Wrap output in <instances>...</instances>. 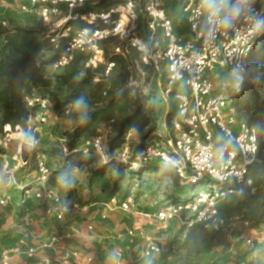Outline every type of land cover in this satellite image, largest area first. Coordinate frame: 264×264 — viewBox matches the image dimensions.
Segmentation results:
<instances>
[{"label":"built area","instance_id":"built-area-1","mask_svg":"<svg viewBox=\"0 0 264 264\" xmlns=\"http://www.w3.org/2000/svg\"><path fill=\"white\" fill-rule=\"evenodd\" d=\"M254 1L227 0V10L209 20V11L202 0H0L2 15L29 14L44 26L43 34L51 43L48 54L58 56L51 65L53 76L46 74L47 79L54 80L55 75L79 55L88 57L86 68L105 64L102 44L112 36L121 43L126 42L125 49L115 48L117 53L127 55L129 47H133L141 54L140 60L132 62L130 88H142L143 83L136 78L138 75L146 80L150 73L157 78L165 74L164 92L177 102V118L172 128L157 129L141 151L130 148L133 137L130 132L126 144L109 157L108 139L115 124V120H111L82 140L79 150L84 155H99L103 162L131 163L134 168L158 162L171 167L183 184H207L186 203L171 204L148 213L139 209L132 196L123 200L114 196L106 205L109 213L138 216L143 221L125 231L99 233L95 217H86L83 222L76 218L81 213L86 214L88 206L65 194L52 180L54 170L44 151L41 131L59 120L54 102L35 90L27 96L26 106L31 116L26 128L1 125L0 102V157L6 158L12 143L20 141L13 155L18 162L15 169L32 163L34 169L25 181L15 180L14 185L22 192L24 203L32 206L33 201L40 202L42 218L60 224L56 232L48 236L37 234L30 239L28 234L35 222L32 213L18 224V228L25 231L19 242L27 246L28 261L23 264H104L100 252L88 253L93 249V240L108 243L140 240L142 258L153 259L164 253L163 243L155 235L147 234L144 225L162 231L171 222L186 226L197 224L212 235L222 233L225 228L253 226L249 209L228 215L222 212L220 203L232 196L244 195L246 184L252 195L259 192L253 179H248L251 168L258 163V132L238 121L232 99L233 94L240 92L247 58L264 33V26H256L258 20H264V10ZM234 7H239L238 15H230ZM176 11L177 19L171 13ZM225 16H229L228 26L221 23ZM1 24L8 27L5 21ZM114 67L115 63L107 64L105 77L111 75ZM223 76L232 79L227 94L215 91L217 81ZM238 77L241 79L237 87ZM94 81L99 83L101 79ZM25 150L31 153L28 162L22 158ZM64 152H68L65 147ZM8 167L7 162L5 169ZM6 204L4 199L0 200V205ZM107 217L106 213L102 215V219ZM77 241H82L83 247H74ZM246 242L250 246L254 241L249 237ZM115 256L121 258L122 253L118 251ZM4 264H8L7 260Z\"/></svg>","mask_w":264,"mask_h":264},{"label":"trees","instance_id":"trees-1","mask_svg":"<svg viewBox=\"0 0 264 264\" xmlns=\"http://www.w3.org/2000/svg\"><path fill=\"white\" fill-rule=\"evenodd\" d=\"M255 5L264 10V0H255ZM91 9H88V11ZM174 11V10H173ZM84 27V25L82 26ZM94 28L95 26L86 25ZM105 50V64L98 68H86V55H79L71 64L60 70L55 79H47L45 68L53 65L58 56H46L51 50V43L43 31L37 28H27L11 24L4 27L0 25V102L2 106L1 125L10 124L27 127L31 111L26 106V97L35 90L43 97L54 102L57 112L69 111L73 119L80 118V122L73 132L64 137L67 149L65 168L62 169V178L68 183L73 172L80 165H93L99 167L93 170L96 178L110 176L114 187L117 189L126 178V172L134 168L131 163L110 160L103 162L101 156H86L80 150L82 140L94 135L98 127L111 120H115L113 134L108 139V154L112 157L114 152L122 148L130 132L140 135V143L136 151H141L147 144L151 134L157 129L152 127L150 116L145 112V105L139 89L129 87V80L133 74L132 62L140 60V52L129 47L128 54L117 53L115 48L120 46L125 49L126 42L117 37H110L102 44ZM115 63L111 75V83L107 84L109 77H105L107 64ZM147 70L150 68L146 65ZM245 72L239 93L233 94V106L239 122L257 129L259 139L258 163L251 168L248 179L261 177V182L255 186L259 193L252 195L246 184V193L239 198V205L250 211L251 202L259 203L255 217L264 223V33L256 40L245 66ZM100 78L99 83L95 79ZM167 81H165L166 86ZM65 96L61 102L60 95ZM83 99L81 108L75 102ZM61 108V109H60ZM68 113V114H69ZM58 114V113H57ZM177 118V102L171 97L169 110L166 115V126L172 128L174 119ZM147 130L146 133L144 131ZM133 140V138H131ZM63 147V150H64ZM150 167L155 172L164 171L167 166L152 162L142 167ZM177 195L172 196V204L186 203L191 200L197 184L188 185L181 182L180 177L171 167ZM137 169V168H135ZM165 172V171H164ZM166 176L171 175L165 172ZM53 180V179H52ZM56 183L55 180H53ZM202 184V183H201ZM261 193V195H260ZM120 220L123 214L116 215ZM116 218V219H117ZM103 226L114 228L116 221L105 218L101 221ZM208 233V232H206ZM212 236V234L208 233ZM264 264V262H263Z\"/></svg>","mask_w":264,"mask_h":264},{"label":"rangeland","instance_id":"rangeland-1","mask_svg":"<svg viewBox=\"0 0 264 264\" xmlns=\"http://www.w3.org/2000/svg\"><path fill=\"white\" fill-rule=\"evenodd\" d=\"M171 13L177 19L178 12ZM2 21L7 22L8 26L15 24L44 30L41 22L29 14L4 13L0 16V25ZM51 56V54H47L46 60ZM52 70V66H48L45 68V74L53 76ZM110 78L107 80L108 85L112 80ZM136 78L140 84L143 83L140 89L141 92L138 93L142 95L145 112L151 118L152 127L164 130L171 100V97H167L164 92L165 74L161 78H157L153 73H150L146 80H143L140 75ZM223 79L227 81V84L232 82L229 77L225 76ZM64 96L65 93L60 95L61 102ZM57 113L59 120L49 127H44L41 131L43 133L44 151L48 155L50 165L54 170L53 180L56 181V185L65 194L79 199L84 206L89 205L87 213L85 215L81 214V217L77 215L76 218L96 216L95 220L97 221L106 213L108 219L117 222L115 227H118V229L128 228L143 220L138 216L133 217L124 214L123 219L120 220L121 218L116 217L120 214L119 212L109 213L106 210V205L112 197L117 196L118 200H123L132 196L139 209L145 213L164 209L172 204V196L178 193L174 185V173L168 167L164 171L171 173L169 176H166L164 171L155 172L149 166L141 169L130 168L126 172L125 180L116 189L110 176L107 175L104 178L94 176L93 170L99 167L98 163L93 165L83 164L77 167L68 183H65L61 174L67 163L63 150L66 144L64 137L74 131L80 122V118H71V112L68 114L67 112L57 111ZM15 138H18V135H15ZM132 138L130 148L137 147L141 139L139 133L133 132ZM19 142L15 140L12 143V146L6 152V158L0 157V200L4 199L7 202L6 206L0 205V264H4L6 260L8 264H23L28 261L25 255L27 246L19 242V234L22 231L18 228V224L27 220L35 208L30 206L29 203L23 202L22 192L16 189L14 181H25L28 173L34 169V164L15 169L18 162L13 159V155ZM7 162L9 167L5 169V163ZM261 180V177H256L253 180L254 186H257ZM206 185V183L198 185L195 192L205 189ZM248 189H250L249 185ZM244 190L246 192L245 187ZM242 196L240 198L239 195H235L221 202L222 212L230 215L242 211L244 208L241 204L239 205V198L242 199ZM91 204H93V207H90ZM250 204L249 215L254 221L252 227L246 229L239 225L225 228L222 233H216L217 236L215 234L209 235L197 224L186 226L180 222H171L168 224V228L162 231L154 230L153 226L144 225L147 234L155 235L163 243L164 253L153 259L142 258L143 242L136 239L111 241V243L100 242L103 245L102 247L97 246L98 249H90L88 253L90 255H94L95 252L102 253L103 259L104 255L107 258L106 264H112L114 261L116 264H263L264 224L260 220L258 221V217H255L259 203L253 200ZM34 220L40 222V217L37 216ZM51 221H53L52 225L55 230L56 221ZM39 226L41 228L40 224ZM114 228L109 226L108 228L100 227L98 229L113 232ZM249 237L254 241L250 246L246 242V238ZM118 251L122 253L121 258L115 256ZM52 264H55V262Z\"/></svg>","mask_w":264,"mask_h":264},{"label":"crops","instance_id":"crops-1","mask_svg":"<svg viewBox=\"0 0 264 264\" xmlns=\"http://www.w3.org/2000/svg\"><path fill=\"white\" fill-rule=\"evenodd\" d=\"M14 1H16V2H18V0H14ZM0 16H1V12H0ZM223 78H225V76H223V77H221L220 79H219V81H217V83H216V89H215V91L217 92V93H220V92H225L226 94L227 93H229V88H228V86H229V82H228V84L226 83L227 81H225ZM224 80V81H223ZM32 206H33V208H35V210L32 212V215H33V217H34V219H35V217H40V222L39 221H36V222H34L33 223V227L30 229V232H29V239L30 238H32L34 235H37V234H39V235H42V236H48L51 232H56L59 228H60V224L58 223V222H56V229L54 230V226L52 225V223H53V221H51V220H46V219H44V218H42V212H43V210L39 207V205H40V202H38V201H33L32 203ZM87 206V205H86ZM90 207H93V204H91L90 205ZM258 207H260V205L258 206ZM88 208H89V205H88ZM82 215H85V214H83V213H81ZM80 214V215H81ZM120 214H124V215H126V216H129L128 214H125V213H120ZM40 215V216H39ZM79 215V216H80ZM97 215V214H96ZM81 217V216H80ZM96 217V216H95ZM77 220H78V222H83V220H84V218L82 219V218H77ZM101 221H103V219H102V216L99 218V220H97L96 221V225H97V228H96V230L100 233H102V232H104L103 231V229H98V228H100V227H102V228H108V227H106V226H103L102 224H101ZM259 221V220H258ZM263 223V222H262ZM39 224L41 225V228H40V226H39ZM264 224V223H263ZM100 226V227H99ZM129 228V227H128ZM128 228H119L118 229V227H115L113 230L114 231H125L126 229H128ZM21 233H24L23 231L21 232ZM21 236H22V234H19V239H21ZM18 239V238H17ZM100 242H103V241H101V240H93V248H97V246H100V247H102L103 245L100 243ZM83 242L82 241H77L76 243H75V245H74V247H76V248H81V247H83ZM98 249V248H97ZM92 250V249H91ZM41 253V252H40ZM87 253V252H86ZM42 254H43V252H42ZM101 255H102V253H101ZM50 257V256H49ZM102 259V263H104V264H106L105 262L107 261V258L105 257V255H104V259H103V257L101 258ZM99 260H97V262H98Z\"/></svg>","mask_w":264,"mask_h":264},{"label":"clouds","instance_id":"clouds-1","mask_svg":"<svg viewBox=\"0 0 264 264\" xmlns=\"http://www.w3.org/2000/svg\"><path fill=\"white\" fill-rule=\"evenodd\" d=\"M202 5L206 7L207 10L209 11V20H211V18L214 16H219L221 12L227 10V0H219V2H217V0H202ZM239 11H240L239 7H234L231 9L230 15H238ZM221 23L224 24L225 26H228L229 16H225L224 19L221 21ZM256 26L257 28L264 26V20H258ZM240 79L241 78L239 77L237 78V87L239 86ZM75 106L77 108H81L85 106L83 99L81 98L77 100L75 102Z\"/></svg>","mask_w":264,"mask_h":264},{"label":"water","instance_id":"water-1","mask_svg":"<svg viewBox=\"0 0 264 264\" xmlns=\"http://www.w3.org/2000/svg\"><path fill=\"white\" fill-rule=\"evenodd\" d=\"M30 151L25 150L22 154L23 161L28 162L30 160Z\"/></svg>","mask_w":264,"mask_h":264}]
</instances>
